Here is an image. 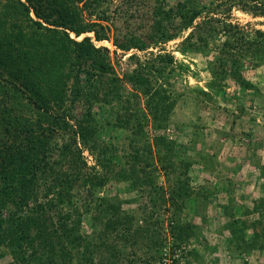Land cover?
Returning <instances> with one entry per match:
<instances>
[{
    "label": "trees",
    "instance_id": "16d2710c",
    "mask_svg": "<svg viewBox=\"0 0 264 264\" xmlns=\"http://www.w3.org/2000/svg\"><path fill=\"white\" fill-rule=\"evenodd\" d=\"M110 1L0 0V248L12 257L0 264H114L118 244L108 247L107 257L100 254L110 240L135 248L143 243L144 263L165 258L166 238L158 237L163 220L152 214L137 225L120 201L99 194L119 152L117 145L100 140L104 121L134 134L126 166L115 176L141 188L149 184L155 190L149 192L152 207L172 206L171 263H177L182 243L200 237L201 226L182 218L183 208L190 196L207 200L210 191L192 187L194 160L179 153L164 131L178 100L167 74L185 68L164 45L180 37L179 50L207 53L223 34L217 55L208 60L212 80L231 77L241 89H255L245 75L244 56L255 64L264 58V31L255 29L251 36L231 16L235 7L262 16L264 0H117L112 9ZM104 40L115 48L98 44ZM150 47L159 48L143 58L133 52ZM143 123L158 132L152 141L135 143ZM157 161L167 175L173 173L167 195L156 182ZM82 180L94 194L84 207L75 191ZM230 200L221 205L228 220L220 230L229 232L224 234L229 250L264 248V220L240 218L233 212L235 199ZM244 211L263 215L264 197ZM86 212L94 229L102 225L99 231L84 233ZM6 254L0 251V260Z\"/></svg>",
    "mask_w": 264,
    "mask_h": 264
},
{
    "label": "rangeland",
    "instance_id": "374dc122",
    "mask_svg": "<svg viewBox=\"0 0 264 264\" xmlns=\"http://www.w3.org/2000/svg\"><path fill=\"white\" fill-rule=\"evenodd\" d=\"M116 1L112 0L107 5L112 9ZM168 1L175 3L178 0ZM231 18L241 27H245L251 36L255 35L253 33L255 29L260 28L264 31V15H253L235 7ZM223 38V34L217 37L212 49L207 53L179 50L180 37L164 45L166 50L173 52L178 60L185 63L184 69L167 74L178 100L164 131L169 138L177 142L176 148L179 153L187 154L194 160L190 170L192 187L197 190L205 185L210 191L207 200L190 196L187 206L183 208L182 218L195 220L201 226V233L199 238L192 237L176 249L175 258L178 260L176 264H264V248L254 249L250 253H235L229 250L224 239V234L229 233L228 230L220 232L228 220L221 205L229 204L231 198L235 199L233 212L237 216L253 220L254 223L260 219L264 220V213L248 215L244 211L245 207L251 208L256 199L264 197V58L258 59V63L255 64L252 57L244 56L245 75L254 82L255 89H241L233 78L223 76L214 78V81L217 80L216 83L210 85L213 80L208 69V60L217 55V42ZM262 38L264 39V36ZM98 44H106L111 50L115 48L111 40H104ZM157 48L159 47H150L146 52L134 49L133 52H137L143 58L149 56L152 51L156 52ZM125 57L126 55L122 60ZM202 90L207 95L203 94ZM81 105V102L76 105L77 114L82 112ZM95 108L98 109L97 106ZM143 124V129L137 130L142 135L140 133L136 135L138 138L135 143L152 141L153 135L158 132L150 125L151 123ZM133 135L129 127H113L105 121L100 123V140L104 139L117 145L119 152L113 156L114 170L109 172V179L99 189V194L120 201L122 208L130 212L137 225L149 222L152 214L156 219L163 220V232L158 237L166 238L163 251L167 252V255L159 261L144 263L148 248L143 243L136 246L137 250L134 251L136 248L130 243H114L112 240L107 241L100 254L107 257L110 252L108 247L118 244L120 254L112 258V260L116 258L114 264H172L173 256L170 250L174 237L168 224L172 206L170 209L162 208L161 205L152 207L149 192L155 190H152L149 184L141 188L142 185L119 180L115 176V170L120 169L118 167L126 166L129 152L133 150L129 144ZM85 152L89 163L94 164L95 158ZM171 174L167 175L161 169V163L156 162L154 170L156 182L165 186L166 195L173 177ZM75 191L78 192V203L82 206L92 201L94 194L85 180L78 184ZM204 200L206 206L197 214V205L201 206ZM90 219V214L84 213L82 223L84 233L89 234L101 229V224L94 229L95 226L91 224ZM254 223L250 225L255 226ZM150 226L154 230L158 229L154 223H150ZM248 230L251 232L253 228ZM195 250L196 253L193 252ZM0 251L7 253L0 262L12 260L6 247L0 248Z\"/></svg>",
    "mask_w": 264,
    "mask_h": 264
}]
</instances>
